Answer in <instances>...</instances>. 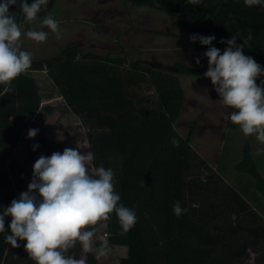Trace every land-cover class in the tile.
I'll return each instance as SVG.
<instances>
[{
  "label": "trees",
  "instance_id": "trees-1",
  "mask_svg": "<svg viewBox=\"0 0 264 264\" xmlns=\"http://www.w3.org/2000/svg\"><path fill=\"white\" fill-rule=\"evenodd\" d=\"M132 3L165 11L180 28L176 36L189 40L193 34L215 36L212 46L221 53L227 47L219 43L221 39L237 36L241 44L251 29L253 38L244 46V54L264 67V6L247 7L244 0ZM9 11L21 28L22 11L16 6ZM192 44L201 55L208 50L199 41ZM38 70L47 72L82 124L95 127L86 136L95 155L93 164L116 170L120 204L136 213L137 223L127 233L112 214L107 224L109 246L124 248L125 253L110 264H264V213L258 210L264 201V177L249 145L235 169L254 179L263 197L255 205L227 181L225 165L213 169L192 147V130L184 137L175 127L185 99L179 75L206 72L185 62L160 68L114 53L84 51L75 43L51 57L32 60L31 67L12 82L14 91L0 96V211L28 190L39 154L54 145L48 135L28 138L27 130L40 111L53 112L50 104H44L34 74ZM260 80L264 76L257 84ZM144 84L154 93L147 94L146 102L140 89ZM173 137L179 147H173ZM35 144L39 147L33 150ZM175 201L183 209L179 216L173 211ZM10 223L11 217H6L9 234ZM7 233H0V264H35L24 250L26 241L18 240L21 246L12 248L5 242ZM98 248L99 244L84 253L78 244L69 254L78 259L85 256L88 264H100Z\"/></svg>",
  "mask_w": 264,
  "mask_h": 264
},
{
  "label": "clouds",
  "instance_id": "clouds-1",
  "mask_svg": "<svg viewBox=\"0 0 264 264\" xmlns=\"http://www.w3.org/2000/svg\"><path fill=\"white\" fill-rule=\"evenodd\" d=\"M48 2L0 0V85H3L0 96L13 92L12 82L31 67L32 53L23 50L22 37L26 35L37 43L48 38V32L43 30L22 32L9 9L18 7L25 21L31 22ZM244 4L264 6V0H244ZM42 23L53 33L61 31L57 20L50 16ZM237 38L221 39L219 43L227 45L221 53L212 46L215 36H190L192 42L208 46L202 54L208 60L203 76L211 80L219 96L217 102L232 110L225 118L238 125L246 137L254 136L264 144V80L257 84L258 78L264 76V67L244 54V46L253 38L252 30H248L241 44H237ZM195 62L200 64V59ZM38 131L30 129L28 138H34ZM171 143L179 147L175 137ZM38 147V144L32 146L33 150ZM94 160L92 152L81 151L79 147L65 148L62 153L53 152L51 156L41 155L33 165L28 190L0 211V233H7L5 218L11 217L10 234L5 235V242L19 248L18 240L26 241L24 250L35 264H86L85 256L78 259L69 251L79 244L84 253H91L97 239L98 256H107L109 241L106 237H97V226L106 228L114 213L122 232L127 233L137 223V216L133 209L120 204L113 170L95 167ZM173 211L177 216L182 213L179 201L174 202Z\"/></svg>",
  "mask_w": 264,
  "mask_h": 264
},
{
  "label": "rangeland",
  "instance_id": "rangeland-1",
  "mask_svg": "<svg viewBox=\"0 0 264 264\" xmlns=\"http://www.w3.org/2000/svg\"><path fill=\"white\" fill-rule=\"evenodd\" d=\"M132 1L49 0L36 20L21 25L24 33L27 30H43L48 32V38L44 42L37 43L24 35L23 50L31 52L33 60H38L57 54L68 43H75L84 51H93L102 55L114 53L126 56L128 61L155 60L159 62L160 67L166 69L176 60L192 66L206 64L189 42L188 44L186 41H176L154 34L156 29L177 30L174 21L165 11L157 6L134 5ZM49 16L59 23L61 27L59 34L51 32L43 25V20ZM130 26L138 27V32L133 33L129 29ZM152 36L156 38L151 41ZM121 46L126 49H122ZM150 48L154 51H149ZM197 58L200 59V64H196ZM34 74L41 87L44 104L53 107L51 114L41 110L27 130L39 129L34 138L48 135L55 145L51 144V149L41 152L39 157L51 156L53 152L62 153L65 148L79 147L81 151H90L86 136L87 133L95 130V127L84 126L81 120L67 108L45 70H38ZM201 77L202 75L182 76L185 99L181 113L175 121V127L184 137H188L192 130L189 138L192 147L213 169L219 170L221 165H225L224 176L227 181L255 205L262 195L256 190L254 179L246 173H238L235 165L241 158L243 148L248 144L257 168L264 177V144L257 141L254 136L246 137L238 125L225 118L232 110L217 102L219 96L209 78L194 80ZM140 89L145 102L147 94L154 96L153 90H149L147 84L142 85ZM113 172L116 170L113 169ZM258 210L264 213V201L259 205ZM109 235L107 227L97 226V237L107 238ZM98 244L97 239L94 241V247ZM109 247L110 252L107 256H99L100 264L115 263L125 253L124 248ZM253 258L254 253H251V260Z\"/></svg>",
  "mask_w": 264,
  "mask_h": 264
},
{
  "label": "crops",
  "instance_id": "crops-1",
  "mask_svg": "<svg viewBox=\"0 0 264 264\" xmlns=\"http://www.w3.org/2000/svg\"><path fill=\"white\" fill-rule=\"evenodd\" d=\"M172 19V18H171ZM173 20V19H172ZM174 21V20H173ZM25 23H27L26 21L25 22H23L22 24H25ZM174 23H175V25H176V27H177V30H170V29H156V31L154 32V34L155 35H158V37L160 36V37H166V38H172V39H175L176 41L177 40H179V41H186V43H190V45H191V47H192V49L194 50V49H196L194 46H193V44H192V42L189 40V39H187V38H184V37H180V36H176V35H174V34H180L181 33V31H180V28L178 27V25L176 24V22L174 21ZM21 24V25H22ZM129 29L133 32V33H137L138 32V27H135V26H130L129 27ZM158 31H162V32H168V33H171V34H165V33H160V32H158ZM156 38V37H155ZM154 38V36H152V37H150V40L152 41L153 39H155ZM184 44H186L185 42H183ZM188 43V44H189ZM122 47V49H126L125 47H123V46H121ZM184 48H185V46H184ZM176 50V49H175ZM197 50V49H196ZM149 51H151V52H153L154 51V49L153 48H150L149 49ZM195 51V50H194ZM198 51V50H197ZM198 53H199V51H198ZM197 54V53H196ZM200 54V53H199ZM199 54H197V55H199ZM204 61H205V65H196L197 67H201V68H204L206 71H207V69H208V61L200 54L199 55ZM140 59V58H139ZM141 60V59H140ZM142 61H144V62H147V63H150V64H152V65H155V66H158V67H160L159 65V62H157V61H155V60H146V59H142ZM176 62H184V61H179V60H176V61H174V63L171 65V66H169V67H167V68H170V67H172ZM186 63V62H185ZM160 68H162V67H160ZM183 77H185L186 75L185 74H180L179 75V77H180V81H181V84H182V76ZM197 76H199V75H197ZM202 78H204V76L202 75V77L201 78H199V79H194L195 81H200V80H202ZM182 86H183V84H182ZM184 88V87H183Z\"/></svg>",
  "mask_w": 264,
  "mask_h": 264
}]
</instances>
